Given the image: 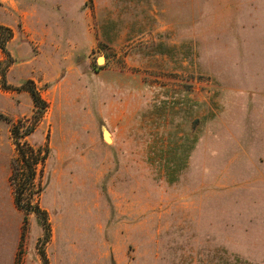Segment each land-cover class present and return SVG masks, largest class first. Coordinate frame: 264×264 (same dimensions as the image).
<instances>
[{
	"label": "rangeland",
	"instance_id": "374dc122",
	"mask_svg": "<svg viewBox=\"0 0 264 264\" xmlns=\"http://www.w3.org/2000/svg\"><path fill=\"white\" fill-rule=\"evenodd\" d=\"M16 238L15 264H264V0H0L1 264Z\"/></svg>",
	"mask_w": 264,
	"mask_h": 264
},
{
	"label": "trees",
	"instance_id": "16d2710c",
	"mask_svg": "<svg viewBox=\"0 0 264 264\" xmlns=\"http://www.w3.org/2000/svg\"><path fill=\"white\" fill-rule=\"evenodd\" d=\"M29 93H30L35 105L41 103L39 98H38L37 93L33 89L29 90ZM18 147H19V144H17V152L19 154V158L16 161V164H15V167L13 170V176L16 177V179H17L18 175H21V174H19L20 171L25 168L26 170H28V176L23 181V186L32 185L34 183V179L36 176L35 167H36L38 162L36 159L34 160L32 154H30V156H28L23 151L20 150L21 148H18ZM30 152L32 153V151H30ZM21 166L24 168H22ZM15 205L19 209H23V206L20 204L19 198H17V199L15 198ZM27 207H29V204H27ZM26 211H31V210H30V208H27Z\"/></svg>",
	"mask_w": 264,
	"mask_h": 264
},
{
	"label": "crops",
	"instance_id": "0c3cea01",
	"mask_svg": "<svg viewBox=\"0 0 264 264\" xmlns=\"http://www.w3.org/2000/svg\"><path fill=\"white\" fill-rule=\"evenodd\" d=\"M13 244H14V247H13V251H12V259H11V261L8 260V264H15V252H16L17 247L19 245V240L17 238L14 239ZM0 264H1V262H0ZM25 264H40V260L38 257H36L35 259L26 258Z\"/></svg>",
	"mask_w": 264,
	"mask_h": 264
}]
</instances>
